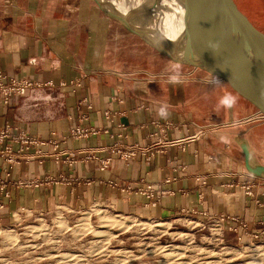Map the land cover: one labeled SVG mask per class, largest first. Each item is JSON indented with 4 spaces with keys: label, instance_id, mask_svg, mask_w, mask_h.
I'll return each instance as SVG.
<instances>
[{
    "label": "crops",
    "instance_id": "crops-1",
    "mask_svg": "<svg viewBox=\"0 0 264 264\" xmlns=\"http://www.w3.org/2000/svg\"><path fill=\"white\" fill-rule=\"evenodd\" d=\"M96 7L93 0H0V71L43 84L0 104V221L19 208L102 200L158 219L236 216L246 233L264 231V178L247 171L239 143L246 138L264 164V120L237 123L253 112L210 80L165 68L114 69L106 54L111 26ZM75 126L92 132L72 137ZM115 145L153 150L126 161L110 152ZM89 149L102 150L88 158ZM147 185L155 204L138 191Z\"/></svg>",
    "mask_w": 264,
    "mask_h": 264
},
{
    "label": "rangeland",
    "instance_id": "rangeland-1",
    "mask_svg": "<svg viewBox=\"0 0 264 264\" xmlns=\"http://www.w3.org/2000/svg\"><path fill=\"white\" fill-rule=\"evenodd\" d=\"M237 1L264 29V0ZM108 23L111 31L106 54L114 69L123 67L120 71L144 69L158 72L165 68L179 77L212 81L199 69L193 70L190 66L172 62L120 24L109 19ZM252 120L256 119L251 113L238 119L237 123ZM118 213L129 216L128 226L117 231V236L110 238L103 246L104 251L101 254L92 251L95 240L92 233L85 231L83 235H78L84 231L72 230L85 215L96 225L99 215L111 216ZM159 221L167 222L166 227L154 226ZM140 223L151 224L143 226ZM40 225H44L49 234L45 240L24 236L26 228ZM246 228L247 226L232 230L227 226H218L213 219L206 216L189 214L168 219L147 217L141 213L117 210L102 200L76 207L60 202L46 209L19 208L9 222L0 221V264H164L167 260L165 253L176 246L179 249L178 252L173 251L174 257L179 252L183 253L182 261H187L185 264H203L207 251L216 253L213 259L221 261L222 264L233 260L238 264H264V231L248 234ZM26 238L29 241L25 242ZM63 254L68 256L64 258Z\"/></svg>",
    "mask_w": 264,
    "mask_h": 264
},
{
    "label": "water",
    "instance_id": "water-1",
    "mask_svg": "<svg viewBox=\"0 0 264 264\" xmlns=\"http://www.w3.org/2000/svg\"><path fill=\"white\" fill-rule=\"evenodd\" d=\"M93 1L109 20L172 62L201 70L264 120V29L237 0H182L183 23L174 36L164 0ZM239 143L247 171L264 178L248 140Z\"/></svg>",
    "mask_w": 264,
    "mask_h": 264
},
{
    "label": "bare ground",
    "instance_id": "bare-ground-1",
    "mask_svg": "<svg viewBox=\"0 0 264 264\" xmlns=\"http://www.w3.org/2000/svg\"><path fill=\"white\" fill-rule=\"evenodd\" d=\"M164 1L169 3V6H165V8H166L165 13H166L167 21L171 22V24H170L169 28H167V30H168L169 34H172L174 36L178 33L179 24L183 23L184 6L182 3V0H164ZM137 4H140V1ZM129 5L132 6L133 4L131 3ZM166 5H167V3H166ZM101 212H102V210H101ZM98 213L100 214V212H98ZM84 214H87V212H84ZM128 217L129 216H125V215L119 214V213L115 214V215H111V216H109V215L106 216V214L105 215L101 214L98 216V223L96 225H93L89 221V217L87 215H85L84 217L79 219L80 220V221H78L79 224L77 223L75 226L72 227V230L73 231H84L82 234L80 233L78 235H83L86 232H88V233L90 232V234L92 233L93 237L95 238V240L93 241L94 248L92 251L93 252L95 251V254H101L104 251L103 246L105 244H107V242L110 240V238L117 236V234H116L117 231L124 229L128 226V223L130 220V219H128ZM55 223H57V221ZM140 224L143 226H148L151 223H140ZM166 224H167V222L159 221V222L155 223L154 226L163 228V227H166ZM0 233H2L1 230H0ZM48 235L49 234L47 233V229L44 225L43 226L40 225V227L30 226V227L26 228L25 234H24V236L25 237L28 236L29 239L38 238V239H42V240H45L48 237ZM27 241H29V240L27 239L25 242H27ZM32 246H34V244ZM165 248L167 249V247H165ZM168 248H172V247H168ZM174 248H176V250H174ZM178 249H179V247L176 246V247H173V249L171 251L167 250V253H165V257L167 260L164 264H185V262H187V261H185V262L182 261L184 258V257H182L183 253L179 252L177 255H181V256L176 255V257H174L175 253L173 251L178 252ZM206 253H207V258L205 260L206 263L203 261L204 262L203 264H222L221 261L213 259L216 256V253H214L212 251H207ZM102 255H104V254H102ZM67 256L68 255L63 254L62 257L66 258ZM233 261H229V263L227 261V263L228 264H238V263L233 262ZM245 264H258V263L247 262Z\"/></svg>",
    "mask_w": 264,
    "mask_h": 264
},
{
    "label": "built area",
    "instance_id": "built-area-1",
    "mask_svg": "<svg viewBox=\"0 0 264 264\" xmlns=\"http://www.w3.org/2000/svg\"><path fill=\"white\" fill-rule=\"evenodd\" d=\"M192 69H196L193 68ZM51 83H48L46 85H50ZM43 84L33 81L30 78H9L5 72L0 71V104L3 105H11L13 102V98L15 96H28L30 92H32L34 89L41 87ZM45 85V86H46ZM252 116L254 119H261L258 115L255 113H252ZM92 132V129L81 127V126H75L70 130V136L75 138H81V137H87ZM31 138H23L22 141L24 143L31 142ZM174 141H168L165 142L164 145H172L174 144ZM157 144H162L158 142ZM104 149V148H103ZM111 153H114L117 155V157L129 161L133 158H135L139 153L144 154H150L152 152V147H141L137 145L132 146H125V145H115L114 147L108 148ZM108 149H104L108 150ZM102 149H89L85 151L88 158H96V155L98 151H101ZM102 168H107L111 164V158L103 159L102 161ZM254 184L247 182L243 185V187L246 189V192L251 196L257 197V192L254 190ZM0 189L3 190V185L0 184ZM138 191H140L142 194L146 195L150 199L151 204H155L157 202L156 193L155 190L152 188L151 185H147L145 188H138ZM3 208V203L0 202V209ZM188 215V214H183ZM208 218L213 219L218 226H225L226 220L230 219L233 220L235 223H237V226L230 227L232 230H237V228L245 227L247 224L242 221L239 217L232 216L228 217L224 214L218 215V216H209Z\"/></svg>",
    "mask_w": 264,
    "mask_h": 264
},
{
    "label": "clouds",
    "instance_id": "clouds-1",
    "mask_svg": "<svg viewBox=\"0 0 264 264\" xmlns=\"http://www.w3.org/2000/svg\"><path fill=\"white\" fill-rule=\"evenodd\" d=\"M161 115H164V112H163V110H161Z\"/></svg>",
    "mask_w": 264,
    "mask_h": 264
},
{
    "label": "trees",
    "instance_id": "trees-1",
    "mask_svg": "<svg viewBox=\"0 0 264 264\" xmlns=\"http://www.w3.org/2000/svg\"><path fill=\"white\" fill-rule=\"evenodd\" d=\"M240 5V4H239ZM242 8V7H241ZM243 9V8H242Z\"/></svg>",
    "mask_w": 264,
    "mask_h": 264
}]
</instances>
